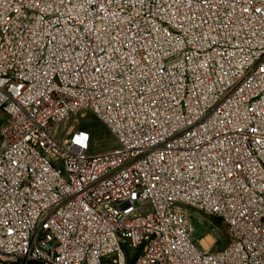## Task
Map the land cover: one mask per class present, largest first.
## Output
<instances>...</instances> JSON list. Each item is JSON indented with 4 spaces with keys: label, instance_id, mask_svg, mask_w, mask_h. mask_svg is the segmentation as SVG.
<instances>
[{
    "label": "built area",
    "instance_id": "built-area-1",
    "mask_svg": "<svg viewBox=\"0 0 264 264\" xmlns=\"http://www.w3.org/2000/svg\"><path fill=\"white\" fill-rule=\"evenodd\" d=\"M0 264H264V0H0Z\"/></svg>",
    "mask_w": 264,
    "mask_h": 264
},
{
    "label": "rangeland",
    "instance_id": "rangeland-1",
    "mask_svg": "<svg viewBox=\"0 0 264 264\" xmlns=\"http://www.w3.org/2000/svg\"><path fill=\"white\" fill-rule=\"evenodd\" d=\"M73 130L89 131L94 137V149L96 152H106L118 148L117 141L110 135L104 126L98 123L90 112H80L71 116V118L61 126L60 131H63L61 137H64L68 132ZM189 213L193 221V238L198 244L200 243L203 248L205 247L201 241L207 238L208 240L211 239V248L209 249L211 252H218L229 244L230 235L227 227L220 220L197 214L194 210H190Z\"/></svg>",
    "mask_w": 264,
    "mask_h": 264
},
{
    "label": "bare ground",
    "instance_id": "bare-ground-1",
    "mask_svg": "<svg viewBox=\"0 0 264 264\" xmlns=\"http://www.w3.org/2000/svg\"><path fill=\"white\" fill-rule=\"evenodd\" d=\"M211 239L208 240V238L206 240L201 241V243L204 245L206 251L209 250L211 248Z\"/></svg>",
    "mask_w": 264,
    "mask_h": 264
}]
</instances>
